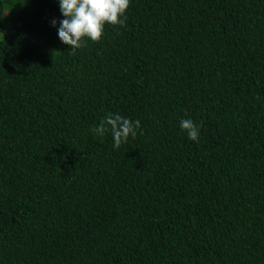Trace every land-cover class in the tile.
<instances>
[{
	"label": "trees",
	"instance_id": "trees-1",
	"mask_svg": "<svg viewBox=\"0 0 264 264\" xmlns=\"http://www.w3.org/2000/svg\"><path fill=\"white\" fill-rule=\"evenodd\" d=\"M124 17L70 50L57 0H0V264H264V0Z\"/></svg>",
	"mask_w": 264,
	"mask_h": 264
},
{
	"label": "clouds",
	"instance_id": "clouds-1",
	"mask_svg": "<svg viewBox=\"0 0 264 264\" xmlns=\"http://www.w3.org/2000/svg\"><path fill=\"white\" fill-rule=\"evenodd\" d=\"M62 19H53L50 23L57 30L60 42L76 50L83 46L85 40H100L105 24L124 25L125 11L130 0H57ZM179 127L186 132L187 138L197 142L200 126L191 118H182ZM138 130L142 134L139 120H132L118 112L105 114L90 131L104 137L111 133L114 146L118 147L129 137L135 138Z\"/></svg>",
	"mask_w": 264,
	"mask_h": 264
}]
</instances>
